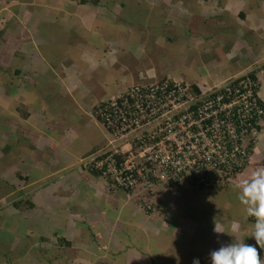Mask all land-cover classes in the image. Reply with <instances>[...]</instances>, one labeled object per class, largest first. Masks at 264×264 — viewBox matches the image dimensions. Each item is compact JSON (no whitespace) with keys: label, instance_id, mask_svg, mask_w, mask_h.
Listing matches in <instances>:
<instances>
[{"label":"crops","instance_id":"1","mask_svg":"<svg viewBox=\"0 0 264 264\" xmlns=\"http://www.w3.org/2000/svg\"><path fill=\"white\" fill-rule=\"evenodd\" d=\"M144 3L149 7L148 27L164 24V31L169 29L172 37L177 38L178 33L185 37V31L191 27L210 37L221 35L219 46L226 50V63L214 58L199 60V52H195L191 64L177 68L168 55L158 60L159 63L156 60L157 67L145 66L144 76L139 71L131 76L133 70L129 67L127 81L122 84L116 79L114 94L105 98L104 90L110 89L111 81L106 73L128 64L130 52L129 44L123 41L121 46L117 42L121 37L113 38L111 44L109 30L101 33L100 27L104 21L115 24L124 12L130 17L129 11L135 7L143 12ZM138 19L136 27L142 26ZM244 28L253 36L251 42L243 38ZM120 32L125 35L126 27L116 30ZM226 33H233L235 40L232 42ZM156 35L152 37L154 41ZM225 39L230 40L227 45H224ZM211 40L206 43L207 38L204 41L191 37L193 48L202 46L208 52L210 45L208 53L216 49L217 39ZM161 43V48L171 54L175 45L173 38ZM118 44L119 54L110 51V47ZM145 51L142 56L151 55ZM126 53L128 59L123 61ZM234 60L233 70L223 69ZM191 68L201 69L204 76L190 74ZM184 69L189 71V76L179 77ZM243 73L254 76L264 105V85L259 83L260 78L264 79V0H137L136 4L133 0H99L97 5L80 4V0H0V176L10 177V172L15 171L12 176L18 174L23 183L17 189L27 191L33 187L27 194L34 195V202L30 201L33 206L27 209L33 219L0 221V230L4 231L0 234V264H183L180 257L191 249L185 243L190 242L193 247L199 238L194 233L177 230L179 225L197 224L196 219H182L177 215V224L169 219L170 223L166 224L161 219L148 217L140 205L131 202V195L114 189L102 177L89 174L91 168L84 161L96 147H75V141L84 134L88 137L86 131L90 129L94 138L101 141L99 145L105 143L106 137L102 139L105 132L93 117V108L136 83L169 78L203 87ZM98 90L102 92L100 95H92ZM29 135L36 147L29 148L24 143ZM9 143L15 146L7 149ZM72 146L75 155H68ZM85 149L87 156H84ZM263 150L264 121L249 164ZM27 159H31L30 169L25 163ZM79 166L80 178L74 179L72 172ZM30 170L36 172L34 177ZM56 183L63 186L56 187L54 193L48 195L42 190ZM4 188L9 191L6 185ZM183 191H187L186 195L197 192ZM42 204L50 207L48 211L56 209L55 217L54 210L49 212L53 215L42 211ZM72 207L77 214H72ZM12 211L11 202L5 207L7 217L10 213L12 217L20 213L19 208L14 209L19 212L16 215ZM212 232L204 238L203 245L193 247L192 264L209 245L206 241ZM161 234L168 237L160 238ZM10 247L15 250L12 249L9 258Z\"/></svg>","mask_w":264,"mask_h":264},{"label":"built area","instance_id":"2","mask_svg":"<svg viewBox=\"0 0 264 264\" xmlns=\"http://www.w3.org/2000/svg\"><path fill=\"white\" fill-rule=\"evenodd\" d=\"M94 109L106 144L86 163L114 189L147 197L159 186L225 189L248 167L264 121L249 73L203 87L169 78L137 83Z\"/></svg>","mask_w":264,"mask_h":264},{"label":"rangeland","instance_id":"3","mask_svg":"<svg viewBox=\"0 0 264 264\" xmlns=\"http://www.w3.org/2000/svg\"><path fill=\"white\" fill-rule=\"evenodd\" d=\"M146 1V0H145ZM133 2L136 4L137 0H133ZM145 4V3H144ZM146 5V4H145ZM146 10L143 9L142 10L138 9L137 7H135L134 9H131L130 12V17L124 12V14L120 15L117 17V22H115V24L110 23V25H108L107 23H105L106 21H104V23H102L103 27H100V29L103 30L101 31H108V34L110 35L109 38V42L111 44H113V38L116 37V39H118V37H121L120 39L117 40V42L119 41V44L121 46L122 42L125 43L126 45L129 44L128 47V52H130V61L128 64H124V67H119L116 70V67L114 68V70L110 73H106V77L109 78V80H111L109 82V90L107 91V88L104 90V94L107 93V95L105 96V98H108L107 96H112L109 94H114L113 92H115V82L116 79L125 83L128 79V75H129V67L133 70L131 71L133 76L135 74V72L137 73L139 71V73H141V76H144V70L147 68V66H156V60L157 63H159V61H161V58H166L169 55V60H172V65L175 64V66L177 68H183L184 64H191V60L193 59V57L196 56L195 52H199L198 56H199V60L202 58V60L206 61L209 58H214L216 61H219V63H226V58H224V56L226 55V50L223 48H220L219 46V40L220 37H213V36H207L205 35V33H201L199 31H196L194 28L191 27V30L188 29L185 31V37L180 36V34L178 33L177 38L172 37L173 34H170L169 29L164 31V24L163 26H155L153 27L152 25H147V21H146V16L149 13V7L148 4L145 6ZM151 10V8H150ZM127 12V11H126ZM128 13V12H127ZM158 13V12H157ZM144 14V18L141 17V15ZM138 17H140L141 20V25L142 26H137V24L139 23V19ZM102 22V21H101ZM145 23V27L143 28V23ZM106 24V26H105ZM119 25V26H116ZM117 27V28H116ZM123 27H126V34L124 35L123 32L120 33H116V30H123ZM111 30V31H110ZM184 30V29H183ZM182 30V31H183ZM180 31V33L182 32ZM246 31L245 36L243 37L244 39L248 40V42H251L253 38V36H251L250 33L247 32V29L244 28V32ZM168 32V33H167ZM157 34V35H156ZM250 34V35H249ZM151 35V36H149ZM156 35V41H154V39L152 37H154ZM149 36V38H148ZM147 37V38H146ZM191 37H200L202 40L205 41V39L207 38V42L209 43V38H213V40H216V49L214 48V50H211L210 52L209 48L210 45H208V52H206L204 50V48L201 46L197 47L195 46L193 48L192 46V41H191ZM226 37H229V39L232 40V42L235 40V36L232 33V35L230 33H226ZM173 38V41L175 42V45H173V49H172V53L170 54L167 53L166 49L164 50L163 48H161L160 45H163L161 42H166V41H170V39ZM216 38V39H214ZM149 42L146 44V40ZM195 40V39H194ZM211 40V41H213ZM230 42V40L225 39L224 40V45H227ZM190 43V44H189ZM119 44L118 45H114L112 48L110 47V51L115 50L116 54H119ZM228 49V48H227ZM144 50H146L145 52L148 53V51L151 52V55L148 56H142ZM204 50V51H202ZM123 55V54H122ZM127 53H126V58H122V56L120 55V60L121 58L123 59V61L127 60ZM140 57L138 59V61H134V58ZM226 57V56H225ZM152 60V62H150ZM159 60V61H158ZM132 61H134L135 64H133L132 66ZM155 62V63H153ZM235 60L232 61V64L230 63L229 65H227L226 67H224L223 69L231 71L235 68ZM177 63V64H176ZM146 66V68H144ZM157 67V66H156ZM123 68H125V70H123ZM190 70H192V73L190 74H194V73H199L198 74H194L195 76H204L203 75V71L198 68H191ZM189 71L184 69L183 73H181V75H179V77H187L189 76ZM259 76V75H258ZM143 78V77H141ZM172 80V79H170ZM114 83V85H113ZM259 83L261 86L264 85V79L260 78L259 79ZM137 84V83H136ZM102 92L98 91H94L92 93V95H100ZM55 105H52V107H54ZM58 107H54L55 110ZM76 114H79L78 112ZM75 117V116H74ZM73 117V118H74ZM80 126V130L81 131V119H79L78 123ZM55 130V128H54ZM86 133L88 134V137L84 134L83 137L81 138H77V141H75V147H83L87 146V149L89 147H93L95 146V151L94 152H98L99 150H101L102 148H104L105 143L102 142L101 145H99L101 143V141H99L97 138H94V134H93V130L88 129L86 131ZM105 134L104 137L102 136V139L105 138ZM88 141V142H86ZM22 142V141H21ZM96 142V143H95ZM99 142V143H97ZM24 143L31 148V146L36 147L35 143L33 142V137L31 135H29L28 137H25ZM87 143V144H85ZM25 145V146H26ZM90 145V146H89ZM15 146V144H7L6 148L10 149L13 148ZM51 146V145H50ZM74 148L73 146L71 147V150L68 151V155L72 154L75 155L74 151H72ZM78 149V148H76ZM261 150V148H260ZM85 154L84 156L87 154L86 153V149L84 150ZM36 152V151H35ZM58 152V151H56ZM67 155V156H68ZM80 156V155H79ZM83 156V155H82ZM87 156V155H86ZM31 162V159H27V161L25 162L26 165L28 166ZM63 162H68L67 160H63ZM86 162V161H84ZM6 164V162H5ZM257 165H264V150L262 152L258 151V154H256V156L254 157V159H252V162L249 164V168L247 167L242 174L246 173L249 169H251L252 167H255ZM28 168L30 169L31 167L28 166ZM81 169V167L79 166L78 168H74L73 172H72V177L74 179H79L80 174H79V170ZM84 169V168H83ZM31 171V170H30ZM84 172L87 173L86 169H84ZM11 175L10 177H2L0 176V178H2V180L4 182H7L9 185L11 186H7V189L9 190L4 191V184L1 183L0 181V221L2 219H30L32 217V213H28L27 209L28 207L26 206V204H23L21 207H19V212H15L14 209L12 211L13 215H16L17 213H19L17 216H13L10 213V216L8 215L7 217V212H5V207L11 205V202L13 201H18V200H28L31 202H34V195H28L27 193H29V191H31V189L33 187L30 188V190H23L22 188L19 190V188L17 189V187H20L19 185H22L23 183L21 182L22 180H20L19 182L17 181V176L15 174V176L13 177V173H15V171H11L10 172ZM36 172H32V177H34L33 174H35ZM240 176V175H239ZM238 176V177H239ZM237 177V178H238ZM237 178H235L233 181H231V183H229V185H227L225 187V189L221 190V191H199V190H194L191 189L192 192L190 195H186L187 191H183L185 189H181V190H174L172 188H168L165 186H159L156 188V190L153 192L152 195H150L149 197L151 198H147L145 195H131V202L135 203L136 205H140L143 212L148 215V217L152 216V219H161L163 220L166 224H169L170 222L176 223V219L177 215H181L182 219H196L197 224H194L190 227H188L187 224H183V225H179V230L177 231H181V232H186V233H194L196 234V237L199 238L197 241L195 239V243H197L196 245H192L193 247L195 246H199L200 244H204V238L208 237L210 232H212V236L210 235V240L207 239V243H209V245H207V247H205V249L200 250L202 251V253L199 255H197V260H199L200 264H212L211 262V252L218 250L221 246L224 245H228L233 243L236 238L240 239V240H244V243L246 244H250L253 245L257 248L259 254H260V258L262 261H264V249H260L259 245L256 244L255 238L251 237L252 235V225L254 224V220L247 217L245 212H244V207L243 205L240 203V201L238 200V193L237 191H235L233 189V184L236 182ZM19 180V179H18ZM21 183V184H18ZM63 185H60L58 183H56L54 186L46 187V188H42V190L45 192H48V195L51 193H54V189L56 187H62ZM11 187L13 189H11ZM5 189V188H4ZM155 194V195H154ZM193 194V195H192ZM154 195V197H153ZM143 199L145 201H143ZM154 201V202H153ZM145 202H148L149 205L151 206V210H147L146 204ZM24 203V201H23ZM139 207V206H138ZM11 208V206H10ZM9 208V209H10ZM21 208V209H20ZM40 208L42 211L47 212L50 215H53L49 212L53 211L54 212V217H55V210L56 209H50L48 211V209L50 208L47 204H42L40 205ZM72 214H77L78 211L72 207ZM143 213V214H144ZM141 215V214H140ZM72 217H74V215H72ZM33 219V218H31ZM136 219H139L136 217ZM142 219V218H141ZM147 219H151V218H147ZM170 220V222L168 223V220ZM214 221H217L218 224L220 225L219 231L221 233H216L214 231V227H215V223ZM193 222V221H192ZM177 224V223H176ZM176 226V225H175ZM0 228H1V224H0ZM181 228V229H180ZM3 229L0 230V234L3 235ZM216 233V234H215ZM164 234V233H163ZM161 234L159 237L160 238H166L168 237V235H163ZM236 237V238H235ZM201 238V239H200ZM190 240V239H188ZM200 242V243H198ZM157 243V242H156ZM9 244V243H8ZM186 246L188 247L187 249H189L188 251H186L184 253L183 256H181L180 258L183 259V264H192V260H193V255L195 254L194 252V248L191 247L190 242L185 243ZM11 245V243H10ZM7 248V247H6ZM16 248V247H15ZM12 247L9 248L10 253H8L9 258L12 257ZM5 250V249H4ZM15 250V249H14ZM26 250L29 251V248ZM14 253V251H13ZM29 253V252H28ZM15 254V253H14ZM7 255V256H8ZM7 256H5L6 258H8ZM43 258V257H41Z\"/></svg>","mask_w":264,"mask_h":264},{"label":"clouds","instance_id":"4","mask_svg":"<svg viewBox=\"0 0 264 264\" xmlns=\"http://www.w3.org/2000/svg\"><path fill=\"white\" fill-rule=\"evenodd\" d=\"M233 189L238 193L246 216L254 220L251 237L255 238L260 249H264V165H257L241 174L233 184ZM214 223V231L221 233L218 222ZM210 255L212 264H264L257 248L238 238L212 251ZM193 264L200 262L194 260Z\"/></svg>","mask_w":264,"mask_h":264},{"label":"trees","instance_id":"5","mask_svg":"<svg viewBox=\"0 0 264 264\" xmlns=\"http://www.w3.org/2000/svg\"><path fill=\"white\" fill-rule=\"evenodd\" d=\"M98 1L99 0H80V4H87V3H91V4H93V5H97L98 4ZM251 77H252V79H254V76L253 75H250ZM166 78H163V79H161L160 81H162V80H165ZM94 109V108H93ZM95 110H96V108L94 109V112H95ZM93 117L95 118V120L98 122V123H100V120L98 119V117L94 114L93 115ZM89 166H90V172H89V174L92 176V177H94V178H97V177H101V173L99 172V171H96L94 168H93V165H91V164H89ZM16 176H17V178L18 179H20L21 177L18 175V174H16ZM21 180V179H20ZM0 181H1V183H3L4 185H7V186H11V185H9L7 182H4L3 180H2V178H0ZM11 189H13L12 187H11ZM217 191H221V189H219V190H217ZM23 201H24V203H23ZM23 204H26V206L27 207H29L30 209L32 208V203L30 202V201H27V200H23V199H21V200H16V201H13L12 202V207H13V209H15V210H17L19 207H21Z\"/></svg>","mask_w":264,"mask_h":264}]
</instances>
